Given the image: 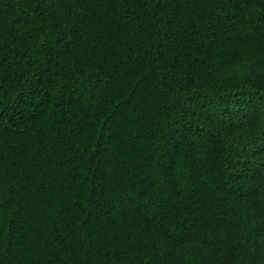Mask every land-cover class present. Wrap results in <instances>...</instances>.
I'll return each instance as SVG.
<instances>
[{"label": "trees", "instance_id": "trees-1", "mask_svg": "<svg viewBox=\"0 0 264 264\" xmlns=\"http://www.w3.org/2000/svg\"><path fill=\"white\" fill-rule=\"evenodd\" d=\"M0 264H264V0H0Z\"/></svg>", "mask_w": 264, "mask_h": 264}]
</instances>
